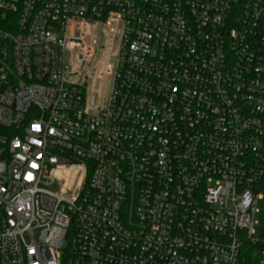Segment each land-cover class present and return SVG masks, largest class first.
Returning a JSON list of instances; mask_svg holds the SVG:
<instances>
[{"label":"built area","instance_id":"1","mask_svg":"<svg viewBox=\"0 0 264 264\" xmlns=\"http://www.w3.org/2000/svg\"><path fill=\"white\" fill-rule=\"evenodd\" d=\"M261 191L264 0H0V264H264Z\"/></svg>","mask_w":264,"mask_h":264},{"label":"rangeland","instance_id":"2","mask_svg":"<svg viewBox=\"0 0 264 264\" xmlns=\"http://www.w3.org/2000/svg\"><path fill=\"white\" fill-rule=\"evenodd\" d=\"M93 68V65L90 64L86 71H91ZM261 198L258 199L257 202V214L255 216V221L257 223L255 230H256V237H261L264 232V191H261Z\"/></svg>","mask_w":264,"mask_h":264},{"label":"trees","instance_id":"3","mask_svg":"<svg viewBox=\"0 0 264 264\" xmlns=\"http://www.w3.org/2000/svg\"><path fill=\"white\" fill-rule=\"evenodd\" d=\"M244 264H256L257 257L255 250L252 246H246L243 252Z\"/></svg>","mask_w":264,"mask_h":264}]
</instances>
